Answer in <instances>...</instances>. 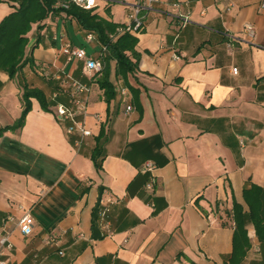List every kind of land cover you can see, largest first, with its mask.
<instances>
[{"label": "crops", "instance_id": "1", "mask_svg": "<svg viewBox=\"0 0 264 264\" xmlns=\"http://www.w3.org/2000/svg\"><path fill=\"white\" fill-rule=\"evenodd\" d=\"M261 4L159 0L135 35L136 72L117 76L109 62L117 92L110 103L85 61L65 54L78 48L99 58L96 36L65 13L33 24L26 55L34 65L11 79L0 72V129L21 118L23 83L51 102L46 111L32 99L24 125L0 137V238L13 245L6 264H228L234 206L247 209L244 190L264 187ZM133 5L100 1L94 12L125 25ZM13 11L0 3V23ZM72 80L91 86L81 119L93 136L81 148L56 113L69 104ZM99 145L100 170L92 159ZM147 162L157 168L153 191L142 171ZM25 213L33 217L28 234L6 222ZM248 231L251 249L241 264H264L254 227Z\"/></svg>", "mask_w": 264, "mask_h": 264}, {"label": "trees", "instance_id": "2", "mask_svg": "<svg viewBox=\"0 0 264 264\" xmlns=\"http://www.w3.org/2000/svg\"><path fill=\"white\" fill-rule=\"evenodd\" d=\"M57 2L58 0H0V3H7L14 9L0 23V72L7 73L11 79L15 78L25 66H33V57L26 55L29 42L27 35L32 30L33 24L45 21L50 15L65 13L75 19L82 30L94 34L101 47L108 49L99 56L104 62V69L100 74H96L94 79L104 91L105 101L110 103L115 99L117 92L109 77V62L116 61L117 76L124 77L136 72L140 60L136 51L137 37L130 32H121L120 29L125 25L107 21L94 11L84 10L75 5H71L68 9H57L55 8ZM22 87L24 104L22 116L14 126L0 129V137L5 131L21 128L24 125L32 108V99H37L44 110H50L51 102L44 91L27 83H23ZM98 141L100 144L107 141L105 128L102 129ZM101 148L102 146L99 145L92 155L99 170L102 168ZM244 198L247 209L240 204H236L233 209L235 228L233 250L228 264H241L251 249L249 225L254 227L261 249H264V187L250 185L244 190Z\"/></svg>", "mask_w": 264, "mask_h": 264}, {"label": "built area", "instance_id": "3", "mask_svg": "<svg viewBox=\"0 0 264 264\" xmlns=\"http://www.w3.org/2000/svg\"><path fill=\"white\" fill-rule=\"evenodd\" d=\"M100 1L106 3H119L124 6H129L130 2H134L133 12L129 16V23L125 24V27L120 29L121 32H130L134 35L143 31L148 14L154 9L155 4L159 2V0H58L55 8L68 9L71 5H75L84 10L94 11L99 7ZM261 8L264 10V0H262ZM189 22V16H185L183 19V26H186ZM244 30L251 37H254L256 34V27L251 23H247L244 26ZM100 50L105 53L108 49L101 47ZM66 53L70 60L78 59L85 61L86 68L89 71L94 72L95 75L100 74L104 69V62L101 57L92 58L83 49L67 48L65 50V54ZM234 72L237 73L238 70L234 69ZM90 93L91 86L89 84L83 83L79 80H72L69 104H59L56 107L58 118L70 122L71 124L67 129L68 135H79V138H76L74 141L77 148L82 147L83 139L93 136L92 130L89 129L81 119V116L87 114ZM132 110V106L127 107V112H131ZM97 119L101 121L100 116H97ZM156 169V164L153 162H147L142 170L144 173L150 174L151 176V179L146 186L149 191H153L154 189ZM106 214L107 210H104L102 212V217L104 218ZM6 222H16L24 234L30 233L33 228V217L30 213H25L20 219L9 216L6 219ZM12 248L13 245L8 236L0 238V264H6V262L2 260V257L5 255L6 250H11Z\"/></svg>", "mask_w": 264, "mask_h": 264}, {"label": "rangeland", "instance_id": "4", "mask_svg": "<svg viewBox=\"0 0 264 264\" xmlns=\"http://www.w3.org/2000/svg\"><path fill=\"white\" fill-rule=\"evenodd\" d=\"M36 28H37V27H35L34 31H36Z\"/></svg>", "mask_w": 264, "mask_h": 264}]
</instances>
